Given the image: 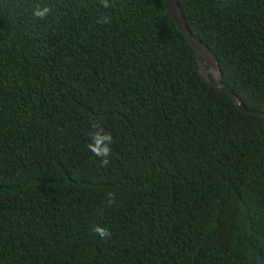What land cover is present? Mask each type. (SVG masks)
<instances>
[{"label":"trees","instance_id":"16d2710c","mask_svg":"<svg viewBox=\"0 0 264 264\" xmlns=\"http://www.w3.org/2000/svg\"><path fill=\"white\" fill-rule=\"evenodd\" d=\"M177 1L264 114V0ZM108 2L0 0V264H264V116L164 0Z\"/></svg>","mask_w":264,"mask_h":264},{"label":"water","instance_id":"95a60500","mask_svg":"<svg viewBox=\"0 0 264 264\" xmlns=\"http://www.w3.org/2000/svg\"><path fill=\"white\" fill-rule=\"evenodd\" d=\"M166 8L178 30L184 35L187 44L194 50L198 62V73L208 83L214 85L218 90L229 94L237 108L244 113L264 116V114L254 111H248L244 108L238 97L233 95L230 90L222 83L221 71L215 56L187 29L177 0H164ZM211 62V65H205V62Z\"/></svg>","mask_w":264,"mask_h":264},{"label":"clouds","instance_id":"9594fccd","mask_svg":"<svg viewBox=\"0 0 264 264\" xmlns=\"http://www.w3.org/2000/svg\"><path fill=\"white\" fill-rule=\"evenodd\" d=\"M101 4L104 8L111 7L108 0H101ZM50 12L51 8L49 6L40 3L34 4L32 9L33 16L41 20L45 19ZM98 22L107 23L109 22V18L102 17ZM91 128L93 131L90 134V142L88 143L87 148L94 156L99 158L101 166H107L110 163L109 157L112 151L111 145L113 144V137L110 132H106L104 128L95 121L91 123ZM107 199L108 203L112 204L115 201V195L109 192L107 194ZM93 231L101 239H106L111 236V232L101 225H95Z\"/></svg>","mask_w":264,"mask_h":264},{"label":"bare ground","instance_id":"6f19581e","mask_svg":"<svg viewBox=\"0 0 264 264\" xmlns=\"http://www.w3.org/2000/svg\"><path fill=\"white\" fill-rule=\"evenodd\" d=\"M205 65H208V66L211 65V62L209 61V59H208V62H205Z\"/></svg>","mask_w":264,"mask_h":264}]
</instances>
